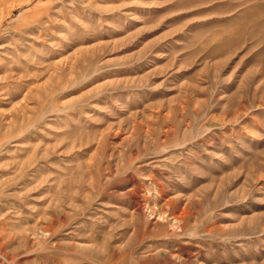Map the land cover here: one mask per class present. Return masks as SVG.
Here are the masks:
<instances>
[{"label": "rangeland", "instance_id": "obj_1", "mask_svg": "<svg viewBox=\"0 0 264 264\" xmlns=\"http://www.w3.org/2000/svg\"><path fill=\"white\" fill-rule=\"evenodd\" d=\"M112 263L264 264V0H0V264Z\"/></svg>", "mask_w": 264, "mask_h": 264}, {"label": "bare ground", "instance_id": "obj_2", "mask_svg": "<svg viewBox=\"0 0 264 264\" xmlns=\"http://www.w3.org/2000/svg\"><path fill=\"white\" fill-rule=\"evenodd\" d=\"M3 11H4V10H3ZM108 171H109V170H108ZM137 183H138V182H137ZM137 183H136V184H137ZM159 184H160V183H159ZM155 185H156V184H155ZM157 186H158V185H157ZM158 187H160V186H158ZM161 187H162V186H161ZM156 188H157V187H156ZM145 191H146V190H145ZM137 192H138V191H137ZM157 193H158V192H157ZM138 194H141V193H138ZM152 194H153V193H152ZM134 195H136V194H134ZM172 196H173V195H172ZM142 197H143V196H142ZM160 198H161V197H160ZM169 198H170V197H169ZM143 199H144V198H143ZM146 199H147V198H146ZM165 199H166V197H165ZM147 200H148V199H147ZM149 200H151V198H150ZM153 201H154V200H153ZM134 202H135V201H134ZM155 202H156V201H154V203H155ZM164 202H165V201H164ZM167 202H168V201H167ZM147 204H148V203H147ZM147 204H146V202H143V203H142V202H140V200H139L138 205H137V209H139V210H143V209H145L146 207L148 208V205H147ZM134 207H135V206H134ZM134 207H133V208H134ZM156 207H157V206H156ZM156 207H155V208H156ZM159 207H160V206H159ZM166 207H167V205H166ZM134 209H136V208H134ZM150 209H151V211L153 212V208H150ZM148 210H149V209H148ZM148 210H147V211H148ZM166 210H168V209L165 208V212H166ZM180 210H181V209H180ZM130 211H131V210H130ZM151 211H150V212H151ZM177 211H178V210H177ZM181 211H183V210H181ZM148 212H149V211H148ZM175 212H176V211H175ZM132 213H133V211H132ZM159 213H160V212H159ZM169 213H170V212H169ZM178 213H179V212H178ZM156 214H157V212H156ZM172 214H173V212H172ZM179 214H181V213H179ZM182 214H183V213H182ZM159 215H160V214H159ZM161 216H162V215H161ZM183 216H184V215H183ZM180 217H181V215H180V216H179L178 214L174 215V220H173V221H175V220L178 221V220L180 219ZM163 219H164V218H163ZM182 220H183V219H182ZM171 223H172V222H171ZM176 224H178V223H176ZM171 225H172V224H171ZM171 225H170V226H171ZM170 226H169V227H170ZM177 226H178V225H177ZM172 228H173V227H172ZM172 228H171V229H172ZM133 230H134V228H133ZM210 231H211V230H210ZM144 232H145V231H144ZM142 233H143V232H142ZM163 250H164V249H163ZM170 250H171V249H170ZM173 251H174V250H173ZM180 251H181V250H180ZM187 251H188V250H187ZM189 251H190V250H189ZM160 252H161V251H160ZM191 252H192V251H191ZM186 254H187V253H186ZM198 254H199V253H198ZM179 255H180L179 253L176 254V253H172V252H171V253L168 255V258H169V259L179 258V257H180ZM194 255H195V254H194ZM181 256H182V255H181ZM186 257H187V256H186ZM186 261H187V260H186ZM186 261H185V262H186ZM179 262H180V261H179ZM185 262H184V263H185ZM199 263H200V262H199ZM112 264H113V263H112ZM187 264H189V263H187Z\"/></svg>", "mask_w": 264, "mask_h": 264}]
</instances>
